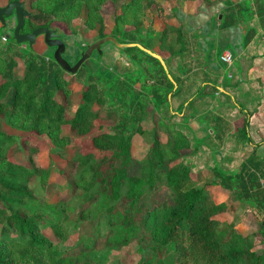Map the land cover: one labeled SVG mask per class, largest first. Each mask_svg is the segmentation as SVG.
Returning <instances> with one entry per match:
<instances>
[{
  "label": "trees",
  "instance_id": "trees-1",
  "mask_svg": "<svg viewBox=\"0 0 264 264\" xmlns=\"http://www.w3.org/2000/svg\"><path fill=\"white\" fill-rule=\"evenodd\" d=\"M19 1L31 13L25 31L81 16L96 39L112 35L119 42H137L154 52L151 46L157 44L158 52L165 49L169 56L164 59L165 69L159 59L139 47H127L124 50L146 56L134 73L108 77L105 72L93 73L85 64L70 74L37 53L34 45L27 51V45L16 44L11 37L14 16L10 32L6 29L9 19L5 25L0 22V264H109L106 253L131 244L139 255L135 264H264V177L260 182L251 170L250 157L239 171H233L239 158L236 153L245 149L232 148L230 158L215 162L212 173L214 182L228 190L232 200L249 205L258 219L253 231H243L228 205L216 201L207 185L193 176L189 158L195 139L177 118L181 112L185 121L198 116L207 104L193 105L212 101L216 91H223L218 77H210L196 90L182 92L175 71L188 73L198 37L197 31L190 32L185 21L168 12L170 0L122 1L110 17L108 33L102 10L106 3L118 0ZM251 1L224 0L218 11L221 29L243 27L244 45L259 30V37L264 36V0ZM142 6L153 23L157 24L156 10L166 19L157 31L142 21ZM35 12L45 17L44 23L31 24ZM6 34L10 36L3 40ZM171 35L177 50L168 42ZM76 83L81 84L80 90H75ZM150 106L164 132L135 157L133 139L144 133L142 123ZM248 114L237 134L243 140L248 137ZM171 125L173 136H167L165 130ZM30 134L49 140L53 167L39 169L13 160L16 141L27 145ZM73 135L91 149L83 151ZM189 146V154L181 153ZM28 159L32 160L31 155ZM69 170L67 187L57 179ZM164 191L172 194V201L162 199ZM258 238L262 248H256Z\"/></svg>",
  "mask_w": 264,
  "mask_h": 264
},
{
  "label": "rangeland",
  "instance_id": "rangeland-1",
  "mask_svg": "<svg viewBox=\"0 0 264 264\" xmlns=\"http://www.w3.org/2000/svg\"><path fill=\"white\" fill-rule=\"evenodd\" d=\"M122 1L124 0H118L116 3L108 2L104 5L102 11L105 14L106 33H108L109 30L111 29L112 23H111L110 17H112L113 14L116 11H118V7L120 3H122ZM203 1L204 0H194V2H191L188 4V2H185L184 0L183 1L181 0L179 2L176 0H170L168 4L169 5L168 12L173 11L176 17H178V19H179V16L180 18L184 19L181 16H184L185 14L184 8H186V6H187L186 9L191 12L195 11L197 7H201L202 10L207 9L206 4ZM211 1L215 2L216 0H211ZM248 1H251V0H248ZM162 3L164 5L166 4L164 1H162ZM3 4H5V0H0V5H3ZM174 7L176 8V11L173 10ZM142 9L144 11L142 21H144L145 25L153 24L154 29H156V31L158 30V27H162L163 23L166 22V19L161 18L160 16L157 15L158 12L156 10L155 19L157 21V24L153 23L152 15L147 12L144 6H142ZM165 9H167V4L165 5ZM8 19H9V22H8L9 24H8V27L6 25V29L8 32H10L14 26V19L13 17H9ZM31 20H32L31 24H34V25L41 24L45 22V17L42 14L40 15L37 12H35L34 15L31 17ZM237 26H240V25H234V26H230V27H226L222 29L223 31L219 37V40L206 42L204 48L198 51V55L195 58H198L199 60H201V62L205 66H208L210 68L209 69L210 71L217 72V69H220L222 77H224L225 79V82H232V83L238 82L239 86L241 87L238 88L239 87L238 86L233 90L232 97L235 98L236 102L240 104L244 108V110H251L253 106L252 104L255 102H258V100L261 101V98H260V93H258L257 90L252 89L249 91H244L248 83V81L246 80L247 78L244 75L250 65V63H248L247 61V58L246 57L241 58L239 62L237 63L238 68H235V62H234L235 55L244 46V40H243L244 35L238 32ZM50 27L57 28L58 32L61 33V39L66 45V52L64 54V57L71 64L77 61L84 47H87V45L97 40L96 37L93 36L95 33L92 31H88L86 26L83 24V20L81 16L75 17L69 23H65L64 20L52 22L50 24ZM168 42L173 46L174 49H176L179 46L175 42V37L173 35H171L168 38ZM121 43H124V42H121ZM30 48L31 47H28L26 50L27 51L31 50ZM33 48L34 49L36 48V50L39 53L47 55L48 57H50L49 59L51 61L52 60L54 61L53 59L54 48L53 47H49L37 41V43H35ZM151 48L153 50L155 49L157 50L158 49L157 44L155 45V47L151 46ZM124 49L125 48L117 47L115 44L111 42H106L102 44L101 52L100 53L96 51L93 52L91 57L88 60H86L85 64L88 67V69L92 71L93 73H96V72L104 73L105 72V74L108 75V77H110V74H117V75L125 76L127 72L132 71V73H134V71H136V68L139 67L138 65L140 61H142L146 56L143 55L139 51L133 52V51H126ZM226 50L231 53V56L233 59V63L230 67H228L227 64L224 63L220 59V55ZM159 51L162 54L167 55V52L165 49L162 50L160 48ZM133 53L135 54L134 56L136 58L133 57ZM158 53L159 52L157 51V54ZM145 62L146 61L144 60L143 63ZM146 67L149 69L152 67V65L148 64V66ZM236 70L238 74L240 73L239 75L237 74ZM141 71H142L141 68L137 70V72H140V74H141ZM150 83H151L150 81H147V84L149 87L151 86ZM221 85H223V83H221ZM136 87H140V85L136 84ZM217 103L218 102H215L214 104V101H210V102L208 101L207 106H206L208 111H206V113L205 111H202L203 114L200 117L201 119H198V120L194 119L193 122L189 121V124L192 123L191 126L188 125L184 128L182 124L179 125L183 127L188 133L190 132L192 134H195V137H196L194 138L195 146L193 148L195 150L196 148L198 149L204 148L205 150H203L200 154L202 155L203 153H209L210 155L209 157L212 160H216L217 158L220 157V155L223 156L222 150H224L223 147H221L219 140L215 138V136L218 134L217 131L215 132V134H213L211 129L206 128L208 119L211 117H214L211 111L215 109V105L217 107ZM221 105L222 107L224 106L223 104L219 103L218 108H220ZM229 107L231 106L229 105ZM225 108L226 107L224 106V109ZM148 111L150 114L147 120H145L142 123L144 133L135 135L133 139L135 157H139V155L144 154L149 148L151 142L155 138L157 139L161 137L162 135L161 131L164 132L163 128L160 127L159 129V125L157 124V121H158L157 119L159 116L153 110L152 106H150ZM230 111L235 115L232 118V121L230 123L231 128H234V125L237 124L238 119L243 118L244 112H239L237 108L233 106L229 109V112ZM176 126L178 127L177 124ZM170 127L171 128H168V130H165L167 136H170V135L173 136V134L171 133L174 131L175 127L173 125H171ZM238 131L239 129L237 130V134H238ZM29 138H30L29 142L26 143L27 145L22 144L19 139L16 141L14 145L15 156L13 157V160L22 162L26 166H31V165L36 166L39 169L53 167V164L51 163V160H50L49 140L43 136L40 138L39 137L37 138L34 134H30ZM228 138L229 140L227 142H230L231 149L235 148V146L236 147L240 146V143L237 141L235 135L230 136ZM73 139L80 143L81 149L83 151H87L91 149V145L87 143L85 140L81 141V138H79L77 135H73ZM231 145H233V147ZM218 147L220 149H217ZM209 148H212V150ZM247 149H250V148L247 146ZM190 150H191L190 146L185 148L184 150L182 148L181 153L184 152L186 154H189ZM29 155H31L32 160L28 159ZM203 159L204 157L200 158L202 162H203ZM189 161H192V164L194 166L199 164L198 157L194 155H192L189 158ZM56 170L58 169L56 168ZM71 175H72V170H69L66 174H63V175L59 174L58 179H57L58 183L65 184V186L69 187L71 183ZM193 176L194 178H196L195 174H193ZM202 178H203L202 180H204V185L210 183L208 178H205V177H202ZM195 180L198 182L200 178L199 179L196 178ZM49 187L53 188L52 186H49ZM164 198L172 201V194L168 193L167 191H164V195L162 199ZM245 209L246 211H244V209H239L241 210V211L238 210L239 212L236 211L233 219L236 222L239 220V218L243 216L246 221H250L251 226L249 227L251 228L249 229L253 231L255 229L254 227L255 221L253 219L254 216L251 214V212H249L250 211L249 207H246ZM248 214L250 216L252 215L251 216L252 218L249 220H248L249 218ZM255 244H256V248H262L263 246L260 242V238L255 240ZM138 256L139 255L135 250V245L133 244L129 245L123 250H119V251L110 250L109 253L105 254L106 262L109 264L111 263L112 264H135Z\"/></svg>",
  "mask_w": 264,
  "mask_h": 264
},
{
  "label": "crops",
  "instance_id": "crops-1",
  "mask_svg": "<svg viewBox=\"0 0 264 264\" xmlns=\"http://www.w3.org/2000/svg\"><path fill=\"white\" fill-rule=\"evenodd\" d=\"M223 1L221 0L219 2H215L210 6L206 5L207 9H201V7H197L195 11L191 12L188 11L186 8H184V19L180 18L181 21H185L188 29L190 32L197 31L196 36L198 37L197 42L193 44L194 48L191 52V58L192 62L190 60L188 67L189 71L188 73H180L178 69H176L175 74L178 77V79L181 81V84L183 85V93H185L186 90L192 89V91L196 90L202 81H206V79L210 77H218V84H219V90L223 91L217 93L216 91V98H214L212 101L218 102L217 107L215 105V109L211 111L214 117H211L208 119V122L206 124L207 129H211L212 133L215 134L217 131V135L215 136L216 139L219 140V143L221 144V147H223L224 150L223 156L220 155L219 158L216 160L210 159L209 153H203L200 154L204 148H202L200 151L196 152V150L193 148V155L198 157L199 164L193 167V174H195L196 178L198 180L199 184H203L204 180H202V177L208 178L209 182L207 185V189L209 190L210 194L215 197L216 201L221 202L224 201L229 208V211H231V214H235L236 211L239 212L244 209L246 211V207H249L248 204L237 202L231 199V194L228 190H225L222 188L219 184L214 182V174L212 173V167L215 162H221L226 158H230L228 155L232 154L231 148H230V142H227L229 140L228 137L230 136H236L237 141L240 143L239 147H243L244 152L242 153H236L239 154V158L234 165L233 171L237 172L241 168V164L250 157L254 162L251 165V170L256 173V176L260 177V182H262V179L264 177V36L259 37L261 34V30L258 31V35L247 45H244L238 53L235 55V68H238V62L241 58H247L248 63H250L248 70L245 72L246 80L248 81L246 89L244 91L249 90H257L258 93H260L261 101L258 100V102L253 103L251 110H244V108L238 104L235 100V98L232 97L233 90L239 86L237 83L232 82H225L224 77H222L221 70L217 69V72L210 71L208 66H205L201 60L198 58H195L198 55V51L200 49H203L206 42L209 41H216L219 40L220 35L222 34V29L219 27V21L218 13L219 9L223 6ZM233 2L237 0H232ZM185 2L191 3L194 2V0H186ZM230 27V26H229ZM224 29V28H223ZM238 32L244 35L245 31L243 27L237 26ZM242 29V30H241ZM38 42L44 44L42 36L38 37ZM36 41V43H37ZM35 45V44H34ZM179 46L175 49L177 50ZM34 49V48H33ZM37 53H39L36 48L34 49ZM156 53L158 50H156ZM160 53V54H159ZM158 54L163 58L167 59L169 54L167 52V55L162 54L159 52ZM41 54V53H39ZM237 72V70H236ZM238 74V72H237ZM240 74V73H239ZM238 74V75H239ZM231 75V74H230ZM190 77V78H189ZM223 83V85H221ZM239 86L238 88H240ZM75 90L81 89V84L76 83L74 86ZM241 90V89H240ZM225 96V97H224ZM231 97V100H230ZM180 97L178 96L175 98V105H180ZM210 102V101H209ZM207 100H201L197 103H195L193 106L196 107H204L205 104H207ZM223 104L226 108L224 109V106H220L218 108V104ZM229 105L232 107H236L239 112H244L243 118L238 119L237 124L234 125V128H231V121L232 118L235 116L231 111L229 112ZM206 113L208 111L207 108H203ZM249 113L248 115V127H247V133L248 137L246 140H243L239 135L237 134V130L241 129L243 126V121L246 113ZM182 112L181 115L177 118V123H181L182 126L185 128L189 124V121L193 122L194 119H201L202 112L198 114V116H194L191 119L184 120L182 118ZM197 115V114H196ZM183 128V129H184ZM185 130V129H184ZM186 131V130H185ZM187 132V131H186ZM190 133V132H189ZM191 136L195 137V134L190 133ZM195 144L193 145V147ZM233 147V145H231ZM247 146L250 149H247ZM225 147V148H224ZM241 147V148H242ZM212 150V148H209ZM217 149H220L219 147ZM190 152V151H189ZM225 152V153H224ZM235 154V152H234ZM204 157L203 162L200 160V158ZM229 164H227L228 167ZM230 164L229 166H232ZM257 167H261V169L258 170ZM257 169V171H256ZM213 184V185H212ZM250 208V207H249ZM239 210V211H238ZM251 212V211H249ZM248 220L252 217L248 214ZM254 221L256 223V220H258L254 216ZM240 225L243 231L250 230L249 226H251L250 221H246L244 217L242 216L239 218ZM236 221V222H238Z\"/></svg>",
  "mask_w": 264,
  "mask_h": 264
},
{
  "label": "water",
  "instance_id": "water-1",
  "mask_svg": "<svg viewBox=\"0 0 264 264\" xmlns=\"http://www.w3.org/2000/svg\"><path fill=\"white\" fill-rule=\"evenodd\" d=\"M30 14L31 13L26 9L25 3L23 1L12 0L2 6L0 5V22L2 25L6 24V21L9 17L14 16L15 18V26L13 28L11 37L15 40L16 44H22L23 46L27 45L28 47H32L36 43L38 37L43 36L44 44L54 48V61L64 71L70 74H76L80 67L85 65L86 60L91 57L93 52L96 51L100 53L102 44L106 42H111L119 48L137 46L146 53L159 59L161 64L165 67V69H167L164 59L159 54L145 48L137 42L121 43L117 40L116 37L112 35H107L105 37L99 38L91 44L87 45V47L81 52V55L77 59V61L71 64L64 57V54L66 52V45L60 38V35L56 32V30L46 26H38L29 32H23V28L26 25V18L30 16ZM218 18L221 19L222 14H219ZM9 36V34H6L7 38ZM174 87H176V85Z\"/></svg>",
  "mask_w": 264,
  "mask_h": 264
},
{
  "label": "built area",
  "instance_id": "built-area-1",
  "mask_svg": "<svg viewBox=\"0 0 264 264\" xmlns=\"http://www.w3.org/2000/svg\"><path fill=\"white\" fill-rule=\"evenodd\" d=\"M6 35L4 37H2L3 40H6ZM220 59L227 64L228 67H230L233 63V59L231 56V53L229 51H224L221 55H220Z\"/></svg>",
  "mask_w": 264,
  "mask_h": 264
},
{
  "label": "flooded vegetation",
  "instance_id": "flooded-vegetation-1",
  "mask_svg": "<svg viewBox=\"0 0 264 264\" xmlns=\"http://www.w3.org/2000/svg\"><path fill=\"white\" fill-rule=\"evenodd\" d=\"M4 5V4H3ZM2 6V5H1ZM51 28V27H50ZM52 29H54V30H56V32L60 35V38H61V33L60 32H58V29L57 28H52ZM29 31H31V30H29ZM29 31H25V29L23 28V32H29ZM40 37V36H39ZM42 38H43V36H42Z\"/></svg>",
  "mask_w": 264,
  "mask_h": 264
}]
</instances>
